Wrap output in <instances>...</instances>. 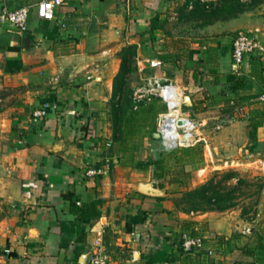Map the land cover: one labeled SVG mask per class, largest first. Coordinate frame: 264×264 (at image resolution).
<instances>
[{
	"label": "crops",
	"instance_id": "1",
	"mask_svg": "<svg viewBox=\"0 0 264 264\" xmlns=\"http://www.w3.org/2000/svg\"><path fill=\"white\" fill-rule=\"evenodd\" d=\"M41 1L0 0V12L32 9L25 31L0 23V84L22 88L0 109V264H84L98 241L110 264H264V191L251 221L186 212L188 188L163 179L155 138L117 137L113 116L120 52L134 46L141 79L172 81L189 102L235 101L248 134L239 162L264 170V52L233 59L239 30L264 45V4L203 25L183 14L187 0H62L52 20L37 15ZM37 108L47 116L34 121ZM141 109L124 115L125 131ZM107 159L108 173L86 174ZM193 228L212 257L184 252Z\"/></svg>",
	"mask_w": 264,
	"mask_h": 264
},
{
	"label": "rangeland",
	"instance_id": "2",
	"mask_svg": "<svg viewBox=\"0 0 264 264\" xmlns=\"http://www.w3.org/2000/svg\"><path fill=\"white\" fill-rule=\"evenodd\" d=\"M243 1L248 2L249 0ZM135 66H137V70H133L126 77V90L125 88H120L119 91H122V94L118 93V97L114 99V111L123 106L125 97L132 98L134 92L138 88L153 86L150 81L141 79L137 58H134L130 64L131 68ZM0 85V109H2L6 104H9L11 100H15L14 97L22 88L12 89L11 86L5 85L3 81ZM185 96L184 92L183 110L201 123L197 130L196 141L193 146L182 147L173 152L160 151L159 140L156 138L157 120L156 116L153 115V112L156 110L164 112L167 108L166 104L160 98L142 106V108L146 110L145 113L141 115L137 113V115L131 117V122H128L131 124H127V126L129 125L128 131H125L120 125L121 122H123L124 115L121 116L119 111L117 115H115L113 111V116L115 118V135L117 137H123V135H125L127 138L134 140L155 138L158 150L157 157L163 163V179L167 181H176L177 183H181L182 186H186L188 189L195 188L207 182L219 170L226 171L238 169L242 171L243 174L264 176V170L260 169L261 167H259L260 164L258 162L250 163V165H247V162H239V159H249L247 154L241 153L239 150V145L244 143L248 138L247 130L242 128V123L239 122L240 119H244L243 115H241L234 106L232 107L227 103L218 107L215 100L206 99L189 102ZM218 108L219 112L217 111ZM141 110V108L139 110H134L132 105L128 111L140 112ZM202 120L204 121L202 122ZM235 159H237V161H235ZM257 198V195H255L251 198L243 199L240 206L235 208V210H238L242 215L243 207L249 208L250 210L252 208V210L258 208L259 213L261 199L257 207L254 204ZM258 213L251 211L242 218L247 220L252 216H257Z\"/></svg>",
	"mask_w": 264,
	"mask_h": 264
},
{
	"label": "built area",
	"instance_id": "3",
	"mask_svg": "<svg viewBox=\"0 0 264 264\" xmlns=\"http://www.w3.org/2000/svg\"><path fill=\"white\" fill-rule=\"evenodd\" d=\"M122 1L130 2V0ZM62 4V0H42L37 6V15L41 19L52 20L55 18L57 8ZM31 11L30 6H21L14 9L5 8L0 12V23H10L18 30L25 31L29 27ZM257 52H264V45L258 30H239L233 39L235 64H240L247 55ZM158 64L159 62L151 61L152 66ZM151 84L153 86L138 88L134 92L132 97L133 109L139 110L142 106L155 101L157 98L162 99L167 108L159 114L156 124V133L160 138L162 150L173 152L182 147L193 146L201 123L183 110V90L172 81L156 80ZM174 100L177 104H172ZM259 100L264 101V94L259 97ZM231 104L236 106L235 101H232ZM46 116V108H37L32 113L34 121ZM109 169L110 160L107 159L104 165L89 168L86 174L90 176L102 175L108 173ZM206 239L205 233L200 229H186L181 236V246L186 253L201 255L206 258L212 257L215 249L207 245ZM4 252L9 253L10 250L5 249ZM84 264H110L108 254L100 241L97 242L95 251L86 259Z\"/></svg>",
	"mask_w": 264,
	"mask_h": 264
},
{
	"label": "trees",
	"instance_id": "4",
	"mask_svg": "<svg viewBox=\"0 0 264 264\" xmlns=\"http://www.w3.org/2000/svg\"><path fill=\"white\" fill-rule=\"evenodd\" d=\"M263 4L264 0H249L248 2L243 0H187L186 4L182 7V12L183 14H188V18L198 20L201 24L206 25L212 24L215 21L230 20L241 13L253 10ZM190 6L192 8L187 11ZM136 56L137 50L134 46L125 47L120 52L122 63L121 69L115 79V96L122 92L119 91L120 88H125L126 90L127 75L133 70H137V66L134 68L130 67ZM132 105V98L125 97L123 106L115 109L114 114L117 115L119 111L121 116H123ZM158 161L161 162V160ZM263 191L264 176L262 175L252 176L250 174H243L238 169L219 170L207 182L183 191L178 202L182 210L186 212L227 211L238 208L243 199L257 195L258 198L254 204L258 207ZM252 209L243 207V214L241 216L244 217V215L249 214L251 211L258 213V208ZM3 216L4 214L0 212V220ZM255 217L252 216L247 220L251 221Z\"/></svg>",
	"mask_w": 264,
	"mask_h": 264
},
{
	"label": "water",
	"instance_id": "5",
	"mask_svg": "<svg viewBox=\"0 0 264 264\" xmlns=\"http://www.w3.org/2000/svg\"><path fill=\"white\" fill-rule=\"evenodd\" d=\"M182 123V122H181Z\"/></svg>",
	"mask_w": 264,
	"mask_h": 264
}]
</instances>
